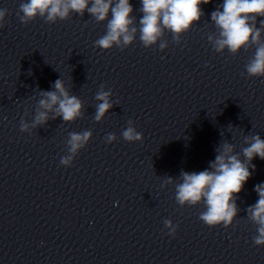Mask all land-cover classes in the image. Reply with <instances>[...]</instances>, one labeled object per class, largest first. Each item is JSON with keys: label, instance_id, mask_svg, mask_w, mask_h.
Masks as SVG:
<instances>
[{"label": "clouds", "instance_id": "9594fccd", "mask_svg": "<svg viewBox=\"0 0 264 264\" xmlns=\"http://www.w3.org/2000/svg\"><path fill=\"white\" fill-rule=\"evenodd\" d=\"M139 28L135 27L136 18L132 16L133 6L130 0H26L19 6L18 16L21 23L27 25L37 19L43 18L46 23H55L57 20H67L72 13L81 17L85 11L96 22L107 21L106 33L95 41V46L110 50L114 46L123 50V46L133 43L139 32V38L145 47L157 43L168 29L175 40L180 39L182 33L187 32L203 16L200 7L211 0H140ZM90 5V6H89ZM7 9H0V28L6 23ZM111 12V18H109ZM264 0H223V3L211 13V21L219 30L218 36H208L214 51L222 53L225 49L233 56L242 49L248 50L255 47V52L245 65L249 77H264ZM166 45L161 44L163 49ZM52 91H41L42 97L39 107L32 122V127L45 124L49 112H54L51 118L62 117L64 122H73L82 117V101L71 95L62 79H57ZM104 86L97 92L95 99L100 101L96 105L94 119L101 121L112 107L109 97L111 91H104ZM40 109H43L41 111ZM128 127L122 132L124 140L137 142L143 140V135L133 126V121H128ZM29 125L21 121V131L27 130ZM92 136L90 130L81 133L69 134L68 155L61 158V165L69 166L74 156L85 148ZM117 137L109 133L105 140L107 143L116 141ZM248 145L243 148L244 160L234 154V145L224 142L217 149L215 160L211 161L209 168L199 172H181V181L176 183V202L179 206L195 207L199 204L205 206L199 219L209 227L223 225L225 228L233 224L237 216L235 202L244 184L250 179L255 165V157L264 160V140L259 135L245 138ZM167 183H174L168 177ZM258 194L257 202L247 208V218L257 226V235L253 237L254 244L264 246V183L255 186ZM168 234L175 236L179 225L173 224L170 219L164 220Z\"/></svg>", "mask_w": 264, "mask_h": 264}]
</instances>
